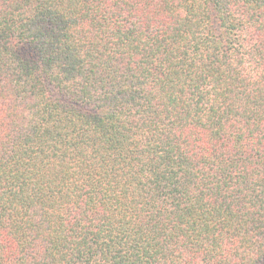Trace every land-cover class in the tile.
<instances>
[{"label":"trees","instance_id":"1","mask_svg":"<svg viewBox=\"0 0 264 264\" xmlns=\"http://www.w3.org/2000/svg\"><path fill=\"white\" fill-rule=\"evenodd\" d=\"M0 264H264V0H0Z\"/></svg>","mask_w":264,"mask_h":264}]
</instances>
